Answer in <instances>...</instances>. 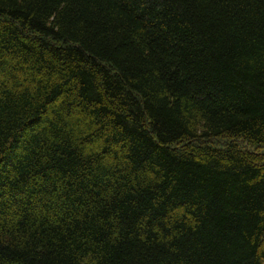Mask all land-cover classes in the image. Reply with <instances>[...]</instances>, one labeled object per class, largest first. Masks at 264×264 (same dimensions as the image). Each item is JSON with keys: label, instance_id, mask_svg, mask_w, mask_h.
<instances>
[{"label": "trees", "instance_id": "16d2710c", "mask_svg": "<svg viewBox=\"0 0 264 264\" xmlns=\"http://www.w3.org/2000/svg\"><path fill=\"white\" fill-rule=\"evenodd\" d=\"M236 140L264 146V0H0V264H264Z\"/></svg>", "mask_w": 264, "mask_h": 264}, {"label": "rangeland", "instance_id": "374dc122", "mask_svg": "<svg viewBox=\"0 0 264 264\" xmlns=\"http://www.w3.org/2000/svg\"><path fill=\"white\" fill-rule=\"evenodd\" d=\"M213 142H214L213 144L216 145V146H223L225 143H227L226 139H216ZM235 142L242 149H251V150H254V151H258V152H263L264 151V146H262L260 148L258 146L251 147L246 142L241 141V140H236Z\"/></svg>", "mask_w": 264, "mask_h": 264}]
</instances>
